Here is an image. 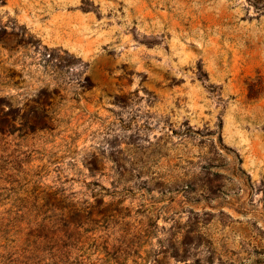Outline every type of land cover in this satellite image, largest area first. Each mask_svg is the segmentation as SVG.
<instances>
[{
    "label": "rangeland",
    "instance_id": "374dc122",
    "mask_svg": "<svg viewBox=\"0 0 264 264\" xmlns=\"http://www.w3.org/2000/svg\"><path fill=\"white\" fill-rule=\"evenodd\" d=\"M0 98L46 112L27 178L109 208L64 264H264V0H0Z\"/></svg>",
    "mask_w": 264,
    "mask_h": 264
},
{
    "label": "trees",
    "instance_id": "16d2710c",
    "mask_svg": "<svg viewBox=\"0 0 264 264\" xmlns=\"http://www.w3.org/2000/svg\"><path fill=\"white\" fill-rule=\"evenodd\" d=\"M46 116L39 106L22 113L12 102L0 98V205L10 203L0 212V264H64L73 237L70 225L82 227L87 220L94 221L95 209L100 215L109 209L104 207L103 194H96V206L87 209L68 202L60 189L42 188L39 178H27L23 165L30 162L33 151L24 150L21 142L9 150L7 139L17 133L27 140L40 130H49ZM102 189L106 188L101 185L98 192ZM25 190L28 192L23 194ZM22 239L18 250L15 244Z\"/></svg>",
    "mask_w": 264,
    "mask_h": 264
},
{
    "label": "crops",
    "instance_id": "0c3cea01",
    "mask_svg": "<svg viewBox=\"0 0 264 264\" xmlns=\"http://www.w3.org/2000/svg\"><path fill=\"white\" fill-rule=\"evenodd\" d=\"M233 138H234V139H238V140H240V144H241L242 146H248V147H250V149H249L248 151L251 153L252 148H251V146H250V143H251L252 141H251L249 138H246V136H245L243 130L238 129L237 132L233 135ZM247 159H248V163H249V165L255 167V165H254L255 161L252 160L253 158H252V155H251V154H249V155L247 156ZM257 163H258L259 165H261L260 159L257 161Z\"/></svg>",
    "mask_w": 264,
    "mask_h": 264
}]
</instances>
